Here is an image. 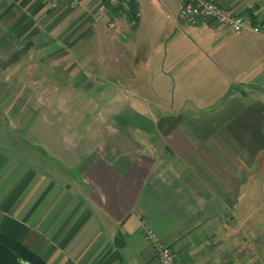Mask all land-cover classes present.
<instances>
[{
    "label": "crops",
    "instance_id": "0c3cea01",
    "mask_svg": "<svg viewBox=\"0 0 264 264\" xmlns=\"http://www.w3.org/2000/svg\"><path fill=\"white\" fill-rule=\"evenodd\" d=\"M221 1L263 33L0 0V233L46 264H159L146 227L180 264H264V0ZM236 221L258 248H213Z\"/></svg>",
    "mask_w": 264,
    "mask_h": 264
},
{
    "label": "built area",
    "instance_id": "2783aa9c",
    "mask_svg": "<svg viewBox=\"0 0 264 264\" xmlns=\"http://www.w3.org/2000/svg\"><path fill=\"white\" fill-rule=\"evenodd\" d=\"M49 8H56L67 2L70 7H77L80 0H44ZM136 0H99L97 17L101 20H108L109 29H114L117 20L112 19L113 13L118 11L119 15L127 14L129 6L135 4ZM179 4L178 21L186 26H196L202 21H208L212 25L226 28L232 33L250 31L255 34H262L263 28L251 25L249 18L239 15L233 10L220 6L218 0H177ZM125 16V15H124ZM138 13L133 10L131 24L134 25L138 19ZM110 18V19H109ZM144 237L151 245L154 256L159 264H180L175 255L170 251L159 237L149 228H145Z\"/></svg>",
    "mask_w": 264,
    "mask_h": 264
},
{
    "label": "rangeland",
    "instance_id": "374dc122",
    "mask_svg": "<svg viewBox=\"0 0 264 264\" xmlns=\"http://www.w3.org/2000/svg\"><path fill=\"white\" fill-rule=\"evenodd\" d=\"M141 1V8H140V16L142 17V20H148L149 22H155L156 24L159 25H170L171 24V20L169 21V17H168V13H170L171 15H175L177 8H178V2L177 0H140ZM220 3V6L228 9L227 7H225L222 4L221 0H218ZM154 2V3H153ZM156 4V5H155ZM168 13H167V12ZM237 13V12H236ZM239 15H245V13H238ZM246 16V15H245ZM148 21L146 23H148ZM147 83V82H145ZM162 86V82L161 81H152V82H148V90H151V92L153 91L154 93H156V98H154L155 100L159 99L160 101H165L166 103L168 102H173V86L168 94V96L165 97H159L158 94L161 93L163 87ZM161 95V94H159ZM151 98V97H149ZM264 195V194H263ZM237 220V219H236ZM249 227H253L256 228V230H252L251 232L256 233L258 235V231H259V226L258 225H253V226H246L243 225L241 223H239V221L234 224H225L223 226H221L217 231H221L222 235L221 237H219L215 244L213 246V248H223L224 243L228 244L230 246H232V248L235 249H251L253 250L254 248H258V241L256 240H244L243 239V235L244 233L246 234L248 232L247 229H249ZM206 228V229H205ZM204 230L205 231H215V225H205ZM262 232L264 230V226L263 229H261ZM247 231V232H246ZM226 234H230L233 235L232 239L230 242H228L229 240H227V235ZM214 242V241H211ZM227 248V247H226ZM224 248V249H226ZM230 248V247H229ZM253 257L251 264H253L254 261ZM177 259V258H176ZM254 261V262H253Z\"/></svg>",
    "mask_w": 264,
    "mask_h": 264
},
{
    "label": "trees",
    "instance_id": "16d2710c",
    "mask_svg": "<svg viewBox=\"0 0 264 264\" xmlns=\"http://www.w3.org/2000/svg\"><path fill=\"white\" fill-rule=\"evenodd\" d=\"M0 264H46L19 242L0 233Z\"/></svg>",
    "mask_w": 264,
    "mask_h": 264
}]
</instances>
